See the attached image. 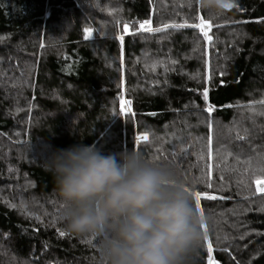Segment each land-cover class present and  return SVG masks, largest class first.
Here are the masks:
<instances>
[{
  "label": "trees",
  "instance_id": "trees-1",
  "mask_svg": "<svg viewBox=\"0 0 264 264\" xmlns=\"http://www.w3.org/2000/svg\"><path fill=\"white\" fill-rule=\"evenodd\" d=\"M227 3L216 15L200 0H0V264H100L98 239L66 230L45 168L80 143L168 162L203 194L213 252L203 235L190 264H264V0ZM198 16L211 44L192 28L139 29Z\"/></svg>",
  "mask_w": 264,
  "mask_h": 264
},
{
  "label": "clouds",
  "instance_id": "clouds-1",
  "mask_svg": "<svg viewBox=\"0 0 264 264\" xmlns=\"http://www.w3.org/2000/svg\"><path fill=\"white\" fill-rule=\"evenodd\" d=\"M226 3L200 0L216 15ZM45 168L54 177L66 230L95 236L100 264H190L204 219L172 164L80 143L56 149Z\"/></svg>",
  "mask_w": 264,
  "mask_h": 264
},
{
  "label": "snow or ice",
  "instance_id": "snow-or-ice-1",
  "mask_svg": "<svg viewBox=\"0 0 264 264\" xmlns=\"http://www.w3.org/2000/svg\"><path fill=\"white\" fill-rule=\"evenodd\" d=\"M233 4L231 3H226L225 4V8H232ZM196 19L199 21L198 23H188L187 20H185L183 23H170V24H164L163 27H156V28H152L151 25V21L150 20H145L143 23L139 24V29L146 31V32H163L165 29L171 28V29H183V28H192V29H196L199 30L200 33H202L203 38L206 39L210 44L213 41V36L209 34L211 28H212V24L210 21H206L203 17H196ZM147 26V27H146ZM207 29V30H206ZM85 39H89L92 36V30L91 29H85ZM124 39L125 37L123 35L119 36V40L121 42V46H123L124 43ZM43 47V45H41ZM221 75H223V73H221ZM209 79H211V76H209ZM201 95L204 97L205 100H207L208 98V90L205 89ZM123 99V98H121ZM256 103H259L261 105H264V100H260L257 101ZM124 105H128L129 106V110H130V105H131V101L130 100H124L123 101ZM248 107H253V105H248ZM123 111V107L121 109ZM206 111L208 113H212L214 111L213 107L211 105H208L206 108ZM261 115H264V112L260 113ZM237 139L239 140H244L245 137L244 136H237ZM149 140V136L147 134H144L142 136H138L136 143L139 144L141 141H148ZM211 139L209 138L205 144V148L207 150V155L209 157L212 156V148H211ZM188 147H191V145L189 144L187 147H181L179 149V151L181 153H185L187 154L188 151ZM229 155H231V153H229ZM199 160L203 161L205 159V156L203 153H201L198 157ZM226 159V157H225ZM238 159V158H237ZM250 163V162H249ZM205 167L207 169H211L212 168V164L210 163H206ZM216 167L219 169V164L216 165ZM261 172H264V168L260 169ZM204 177H210V172H204L202 174V179ZM219 179L221 181H223L224 177L223 175L219 176ZM255 185L257 186V191L260 193H264V176H261L259 178H256L254 181ZM206 187L207 188H212L213 184L211 183L210 179H208L206 181ZM187 190V189H186ZM188 191V190H187ZM191 196H194L195 199V204L197 207V210L200 213V216L202 218H204V211L203 209L200 207V202H201V198H202V193L197 191V192H190ZM206 199L208 200H215V199H223V197H217V196H212V195H207L205 196ZM13 207H15V205H12ZM204 227V240L205 242H207V253H212L213 252V246L212 243L208 240V235H207V226L203 225ZM59 235L61 237L65 236L66 233L64 231H60ZM207 264H217V261L211 256L208 255L207 257Z\"/></svg>",
  "mask_w": 264,
  "mask_h": 264
},
{
  "label": "rangeland",
  "instance_id": "rangeland-1",
  "mask_svg": "<svg viewBox=\"0 0 264 264\" xmlns=\"http://www.w3.org/2000/svg\"><path fill=\"white\" fill-rule=\"evenodd\" d=\"M147 27V26H146ZM207 30V29H206ZM125 108H127L126 106H125ZM218 264V263H217Z\"/></svg>",
  "mask_w": 264,
  "mask_h": 264
}]
</instances>
